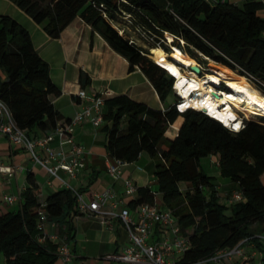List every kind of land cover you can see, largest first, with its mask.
<instances>
[{"label":"trees","instance_id":"obj_1","mask_svg":"<svg viewBox=\"0 0 264 264\" xmlns=\"http://www.w3.org/2000/svg\"><path fill=\"white\" fill-rule=\"evenodd\" d=\"M9 1L52 39L60 38L80 17L129 62L130 70L138 67L143 72L162 101L174 92V78L166 70L170 66L155 62L150 50L158 47L168 54V40L174 46L170 55L185 62L197 65L194 59L208 58L215 63L216 74L226 80L240 83L248 78L247 72L264 83L262 0H245L242 5L226 0ZM135 35L148 48L138 44ZM0 70L6 76L0 79V101L15 124L31 138L53 133L63 116L51 97L60 96L61 90L53 83L50 66L35 49L29 31L8 15H0ZM182 70L194 76L190 69ZM81 79L86 80L83 75ZM255 84L264 94V86ZM225 88V84L220 86V90ZM175 104L161 111L126 95L107 100L108 155L128 164L144 152L157 160L154 175L163 209L172 213L188 244L177 264H211L218 251L247 241L262 249L261 237L254 236L251 227L264 229V117L232 132L226 126L242 127L233 118L221 119L216 110L206 111L212 118L194 109L179 113ZM179 117L184 119L179 133L168 139L166 132ZM210 155L218 156L221 177L241 192L242 201L229 202V207L221 203L213 177L201 166V160ZM182 184L187 188L183 190ZM136 191L128 207L156 205V193L150 187ZM41 194L35 175L29 172L21 209L0 213V258L5 264H55L59 245L49 238L41 240V210L48 223L59 226V235L67 238L74 251L75 222L87 216L79 209L76 193L63 188L45 202L40 201Z\"/></svg>","mask_w":264,"mask_h":264},{"label":"crops","instance_id":"obj_2","mask_svg":"<svg viewBox=\"0 0 264 264\" xmlns=\"http://www.w3.org/2000/svg\"><path fill=\"white\" fill-rule=\"evenodd\" d=\"M226 1L242 5L245 0ZM262 1L264 2V0ZM0 15H8L25 27L31 35L35 49L49 64L51 79L61 90L60 96L51 97L54 106L63 116L61 122L73 119L83 110L85 102L77 97L82 90L96 94L111 90L113 95L107 100L126 95L136 102L144 103L161 111L168 110L177 102L174 92L172 100H170V95L165 101H162L143 72L138 67L133 71L130 70L129 62L113 51L99 34L93 33L92 28L80 17H77L62 32L60 38L52 39L40 25L9 0H0ZM261 16L264 17V11ZM82 75L83 79H86L83 82ZM5 78V73L0 70V79L5 80ZM106 112L105 104L104 113ZM183 122V117H179L174 125L167 130L166 137L171 140L175 139ZM109 125L105 122L101 128L96 129L91 123L82 122L74 127L72 134L63 141L64 147L70 148L69 139L83 146L85 169L75 179L65 172L60 173L61 178L76 190L82 191L88 201L91 200L94 193L112 189L122 199V208L127 207L132 211L135 209L128 207V202L136 198L137 191L133 195H127L126 182L130 181L136 190L138 187L148 186L156 193V205L163 209L154 175L157 160L151 158L148 153H142L139 160L134 163H125L120 168L119 179L108 173V167L115 164V159L108 155L105 147L107 137L105 127ZM174 127L177 130L173 129ZM44 135L41 134V136ZM61 144L60 138L55 136L52 145L59 150ZM0 167H10L15 170L11 176L0 172L1 214L15 213L21 209V195L27 188L29 172L35 175L37 183L42 189L41 196H45L43 202L48 196L64 188L59 179L51 177L44 168L36 165L23 147L12 144L5 136L0 137ZM225 180L229 183V180ZM181 187L187 188V185L182 184ZM216 188L219 195L220 191H225L223 195L227 199L236 192L231 184L218 185ZM6 196H14L17 201L13 205H9L5 201ZM75 226L73 258L68 264H122L111 258L122 254L130 246L128 232L121 221L113 219L109 224H106L101 218L87 215L77 219ZM57 233L58 230L52 223H45L43 234L60 245V240L51 239ZM173 237L171 230L155 226L151 234V241L159 244ZM246 250L252 255L255 252L259 253L261 249L253 243L248 245ZM178 257L179 255H175L171 258L177 262ZM0 264H5L3 257L0 258ZM55 264L65 263L58 258ZM236 264H250V262L239 261Z\"/></svg>","mask_w":264,"mask_h":264},{"label":"built area","instance_id":"obj_3","mask_svg":"<svg viewBox=\"0 0 264 264\" xmlns=\"http://www.w3.org/2000/svg\"><path fill=\"white\" fill-rule=\"evenodd\" d=\"M205 1L212 2L213 0ZM245 73L248 76L246 78L251 81L253 77L247 72ZM176 80L174 79L175 82L173 85L174 93L177 96L175 107L179 113H184L185 111L181 107L185 102V98L179 90H176ZM220 86L215 87V90H220ZM112 95L111 90H106L99 94L87 93L84 90L80 91L77 97L85 102L83 110L69 122H59L53 133L38 138H31L25 131L21 130L13 121L7 107L0 101V137L5 136L12 144L23 147L30 154L32 161L36 165L44 168L51 177L59 179L62 187L73 190L77 196L79 209L83 214L101 218L106 224H109L113 219H118L123 223L129 235L130 246L122 254L112 256V259L122 264H177L171 257L182 255L187 250L188 244L187 240L181 236L180 229L170 211L164 210L157 205L149 204L140 205L134 211L127 207L122 208V199L112 189L104 192H96L91 197V200L88 201L83 194L78 193L70 183L64 181L60 176L61 172H65L71 178L75 179L85 169V150L83 146L69 139L70 148L66 149L63 141L72 134L74 127L82 122H89L96 129L101 128L105 123L104 106L107 98ZM196 96L200 97V95ZM189 109L201 111L210 116L205 110L195 109L193 105ZM226 127L232 132H239L244 127V124H242L239 130L229 126ZM55 136L59 137L62 142L59 150L52 145ZM124 164L122 161L116 160L115 164H111L108 167V173L114 178L119 179L121 175L120 168ZM0 172L11 176L15 173V170L10 167H0ZM126 193L127 195L136 193V188L130 181L126 182ZM242 199L241 192L236 191L232 194L229 202L233 204L242 201ZM5 201L9 205H13L17 201V198L14 196H6ZM40 217L45 225L47 217L43 210L40 211ZM52 224L59 230V226L54 223ZM44 225H42L43 233ZM155 226H161L171 230L174 237L159 244L153 243L151 241V234ZM45 238L46 236L44 235L41 240ZM51 239L60 240L58 258L62 259L65 264L71 262L73 252L71 245L67 242V238L57 233ZM260 240L262 249L259 253L255 252L250 255L246 247L253 243L247 241L235 248L218 251L210 259V263L236 264L239 261H247L250 264H264V237H261ZM195 264L206 263L199 262Z\"/></svg>","mask_w":264,"mask_h":264},{"label":"bare ground","instance_id":"obj_4","mask_svg":"<svg viewBox=\"0 0 264 264\" xmlns=\"http://www.w3.org/2000/svg\"><path fill=\"white\" fill-rule=\"evenodd\" d=\"M161 59L165 62L162 65L170 66L169 70H166L172 77L177 79L176 90H179L185 98V102L181 107L184 111H187L191 105L195 109L205 111L216 110L219 118H233L241 126L243 124L242 118L236 112V107L249 116L264 117V96L247 87L249 85L246 79H243L240 83H234L215 75L201 77L190 69L195 64L183 61L176 54L167 59L161 56ZM169 60H173L176 63H169ZM182 68L187 70L189 68L194 76L184 75ZM223 82L227 84L229 91L215 90V87L220 86ZM239 84H243L244 86ZM196 95H200V97Z\"/></svg>","mask_w":264,"mask_h":264},{"label":"rangeland","instance_id":"obj_5","mask_svg":"<svg viewBox=\"0 0 264 264\" xmlns=\"http://www.w3.org/2000/svg\"><path fill=\"white\" fill-rule=\"evenodd\" d=\"M166 37H167V35H166ZM138 38V36L137 35H135L134 36V39H136V41L138 42V44H140V45H143V46H145V47H147L148 48V45H146L143 41H141V40H138L137 39ZM168 38V37H167ZM182 44V43H181ZM166 46L168 47V54L167 53H165L164 51H162L160 48H158V47H156V48H152L151 50H150V52H151V54L153 55V60L155 61V62H158V63H160V64H165V62L161 59V56L163 57V58H170L172 55H170V54H172L173 53V45L169 42V40H168V42L166 43ZM183 52V51H182ZM186 55H188L189 56V54L188 53H186V52H184ZM192 58V57H191ZM202 59L199 61L198 59H194L195 61H196V63H197V65L201 68V70H202V72H203V74H202V77L205 75V74H211L212 72H214L212 75H217V76H219L218 74H216V72H215V69L214 68H216V67H212V66H215V63L213 62V61H211V60H209L208 58H204V57H201ZM193 59V58H192ZM204 60H206V61H204ZM174 62L173 60H169V63L170 62ZM216 65H218V64H216ZM211 66V67H210ZM221 66V65H220ZM184 67V66H183ZM210 68H211V71H210ZM227 73H228V75H230V71L229 70H227V69H225L224 68V66L222 67ZM189 69V68H188ZM236 74H238V75H240L239 73H237V72H235ZM170 74V73H169ZM219 77H221V76H219ZM221 78H223V77H221ZM229 78V77H228ZM246 79V78H245ZM247 80V83H248V85L249 86H247V87H250L251 88V90L252 91H254V92H256V93H258L259 95H261V96H264V94L257 88V86H256V84L255 83H257V84H260V85H262V86H264V83H262L261 81H258V80H255V79H253V78H251V80L252 81H250V80H248V79H246ZM175 82V81H174ZM240 82H242V81H240ZM255 82V83H254ZM225 84V90L224 91H229V89L227 88V84L226 83H222L221 85H224ZM239 85H241V86H244L243 84H239ZM246 87V88H247ZM224 88V87H223ZM170 100H172V98H174V95H173V93L171 94V96H170ZM235 109V108H234ZM236 112L239 114V116L242 118V123L243 124H246L247 122H252V121H260L261 119V117H263V116H249V115H247L245 112H243V111H241L239 108H237L236 107ZM238 110V111H237ZM2 156V155H1ZM218 156H215V155H210V156H208V157H204L202 160H201V166H202V169L204 170V172L206 173V174H208L209 176H212L213 177V179H214V184L216 185V186H218V185H220V186H226V185H228L229 183H228V181L226 182V180L224 179V178H222L221 177V175H220V170H219V165H218V158H217ZM2 158H4V157H2ZM185 189V187H183V190ZM223 194H225V191H220V198H221V203L222 204H224L225 206H227V207H229L230 206V204L228 203L229 202V200L227 199V198H225V195H223ZM44 197L45 196H41V198H40V201L41 202H43L44 201ZM227 213H229V211L227 212ZM251 232L254 234V236H256V237H264V229H263V227H261V226H258V225H254V226H252L251 227Z\"/></svg>","mask_w":264,"mask_h":264},{"label":"water","instance_id":"obj_6","mask_svg":"<svg viewBox=\"0 0 264 264\" xmlns=\"http://www.w3.org/2000/svg\"><path fill=\"white\" fill-rule=\"evenodd\" d=\"M191 71L198 74L199 76H202L203 72L201 70V68L198 65H192L190 67Z\"/></svg>","mask_w":264,"mask_h":264},{"label":"clouds","instance_id":"obj_7","mask_svg":"<svg viewBox=\"0 0 264 264\" xmlns=\"http://www.w3.org/2000/svg\"><path fill=\"white\" fill-rule=\"evenodd\" d=\"M175 79V77H173ZM223 124V123H222ZM224 125V124H223ZM225 126V125H224Z\"/></svg>","mask_w":264,"mask_h":264}]
</instances>
